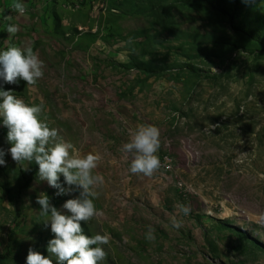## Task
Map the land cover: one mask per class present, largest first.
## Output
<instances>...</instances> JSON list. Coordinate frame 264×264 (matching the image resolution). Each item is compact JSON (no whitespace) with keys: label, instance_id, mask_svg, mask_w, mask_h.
<instances>
[{"label":"rangeland","instance_id":"obj_1","mask_svg":"<svg viewBox=\"0 0 264 264\" xmlns=\"http://www.w3.org/2000/svg\"><path fill=\"white\" fill-rule=\"evenodd\" d=\"M12 3L0 0V49L31 48L43 74L0 83L99 157L103 183L88 198L100 215L81 222L108 236L99 264H264V0H24L22 16ZM8 23L19 28L10 38ZM138 125L159 131L147 176L129 172L122 150ZM4 159L0 264H24L30 247L47 256L53 235L36 196L57 209L85 197L57 196L35 163Z\"/></svg>","mask_w":264,"mask_h":264},{"label":"clouds","instance_id":"obj_2","mask_svg":"<svg viewBox=\"0 0 264 264\" xmlns=\"http://www.w3.org/2000/svg\"><path fill=\"white\" fill-rule=\"evenodd\" d=\"M12 8L17 16L25 12L24 0H13ZM4 20H11L4 16ZM18 25L8 23L5 31L9 38L18 32ZM8 38V39H9ZM43 61L31 48L8 46L0 49V82L18 84L24 81L27 85L34 84L43 74ZM0 83V126L7 129L6 141L10 145L6 150L0 148V166H4L5 154L16 164L22 162L37 165L36 179L46 181L55 189V195H65L73 187L81 189V198L64 201L60 209L50 203L47 194L41 192L35 202L39 205V216L45 217L44 224L50 227L52 238L47 241V256L33 251L30 247L24 264H99L106 255L101 247L108 243L107 234L86 235L81 222L87 223L91 218L99 216L88 197L96 185L103 183V177L93 175L97 167L98 156L87 154L81 156L73 144L58 137L57 130L50 128L39 119L41 107L27 105L5 90ZM159 131L152 125H138L129 136L122 150L131 157L129 172L151 175L159 167V159L155 155L159 148ZM61 177L63 180L61 181ZM187 212V207H182ZM146 239H153L152 228L148 226Z\"/></svg>","mask_w":264,"mask_h":264},{"label":"trees","instance_id":"obj_3","mask_svg":"<svg viewBox=\"0 0 264 264\" xmlns=\"http://www.w3.org/2000/svg\"><path fill=\"white\" fill-rule=\"evenodd\" d=\"M210 4L214 9H220L222 7L223 0H203Z\"/></svg>","mask_w":264,"mask_h":264}]
</instances>
